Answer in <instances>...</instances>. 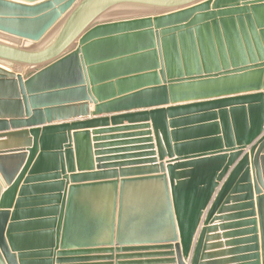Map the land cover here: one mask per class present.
<instances>
[{
  "label": "water",
  "instance_id": "95a60500",
  "mask_svg": "<svg viewBox=\"0 0 264 264\" xmlns=\"http://www.w3.org/2000/svg\"><path fill=\"white\" fill-rule=\"evenodd\" d=\"M0 34L41 43L0 42V264H264V0H0Z\"/></svg>",
  "mask_w": 264,
  "mask_h": 264
},
{
  "label": "crops",
  "instance_id": "0c3cea01",
  "mask_svg": "<svg viewBox=\"0 0 264 264\" xmlns=\"http://www.w3.org/2000/svg\"><path fill=\"white\" fill-rule=\"evenodd\" d=\"M89 111L90 112L93 111V105L89 106ZM101 117H108L109 118L111 116H100L99 118H101ZM92 119H94V118L88 116V117H85V118H76V120H74V121L75 122L89 121V120H92ZM128 125L129 124L127 122H122L121 124H118L116 126H113V125H111L109 123V125H107V126L89 128L87 131H89V132L99 131V130L106 131L108 129H116V128H120V127H126ZM133 125H138V124H133ZM108 131H111V130H108ZM132 133H139V132H136V131H133V132H109V133H101V134H99V136H97V137H99V142H97L98 145H104V147H109L108 145H111L110 143H118V144L120 143L119 146H112V147H109V148H101L100 151H112L113 149H115V150H117V149H128V148L137 147V146H140V145L145 146V144H140V145L132 144L137 139H143L142 137L137 138L138 136L117 138L116 140L109 139V138H114V137H122V136H117V135H125V136L137 135V134H132ZM151 137H153V135ZM153 144L155 145V143H153ZM147 145H149V144H147ZM117 151H119V150H117ZM154 151H156V150H154ZM119 153H123V154H116V155H134V154L143 153V152L142 151L141 152L130 151L129 153L128 152H119ZM103 157H106V156H103ZM175 159L176 158L174 157L173 160H175ZM131 161H136V159L135 160H131ZM168 161H172V160H169L168 158H165L163 163L166 164V163H168ZM137 168H140V167L124 168V169H137ZM204 218H205V215H203V217H202L201 224H202ZM200 228H201V226L199 227V229L197 231V234L199 233ZM218 234H220V232ZM194 239L196 240V236H195ZM114 255H116V254L115 253H112V254L94 253V254H91L90 257H98V258H91V259H102V260L90 261V262L85 263V264H105V263L115 264V259L112 258ZM105 257L106 258L111 257L112 259H111V261H106L104 259Z\"/></svg>",
  "mask_w": 264,
  "mask_h": 264
},
{
  "label": "rangeland",
  "instance_id": "374dc122",
  "mask_svg": "<svg viewBox=\"0 0 264 264\" xmlns=\"http://www.w3.org/2000/svg\"><path fill=\"white\" fill-rule=\"evenodd\" d=\"M117 16H126L124 14H119ZM0 42L6 43V44H10L13 46L19 45L22 48H27V49H31V48H37L41 45V43H31V42H27L24 40H18L6 35H1L0 34Z\"/></svg>",
  "mask_w": 264,
  "mask_h": 264
}]
</instances>
